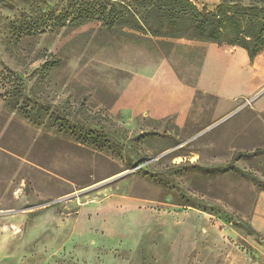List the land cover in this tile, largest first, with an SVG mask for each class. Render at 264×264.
I'll return each mask as SVG.
<instances>
[{
	"label": "rangeland",
	"instance_id": "obj_1",
	"mask_svg": "<svg viewBox=\"0 0 264 264\" xmlns=\"http://www.w3.org/2000/svg\"><path fill=\"white\" fill-rule=\"evenodd\" d=\"M83 1H0V264H264L261 90L218 95L235 47L70 18L16 42Z\"/></svg>",
	"mask_w": 264,
	"mask_h": 264
},
{
	"label": "trees",
	"instance_id": "obj_2",
	"mask_svg": "<svg viewBox=\"0 0 264 264\" xmlns=\"http://www.w3.org/2000/svg\"><path fill=\"white\" fill-rule=\"evenodd\" d=\"M68 18L74 24L98 21L110 31L127 27L153 37L195 39L240 48L250 62L264 53V0H220L210 13L200 12L189 0H85L72 4L58 16L44 15L33 27H21L14 38L17 42L22 35L51 30ZM54 63L51 60L46 65ZM4 79L12 86L1 94L2 99L7 100L17 85L11 74ZM244 155L250 154H236L234 158ZM229 170L218 167L212 171L225 173ZM247 232L259 237L250 225Z\"/></svg>",
	"mask_w": 264,
	"mask_h": 264
},
{
	"label": "crops",
	"instance_id": "obj_3",
	"mask_svg": "<svg viewBox=\"0 0 264 264\" xmlns=\"http://www.w3.org/2000/svg\"><path fill=\"white\" fill-rule=\"evenodd\" d=\"M235 49L233 57L226 63V71L218 87V95L230 103L238 97L251 96L261 90L251 101L256 98L253 109L264 114V53L250 62L244 50ZM211 83L212 86L215 84L213 78H211ZM261 92L263 93L260 94ZM249 225L263 240L258 243L253 240L252 236H248L246 241L258 256L264 255V191L258 194Z\"/></svg>",
	"mask_w": 264,
	"mask_h": 264
},
{
	"label": "water",
	"instance_id": "obj_4",
	"mask_svg": "<svg viewBox=\"0 0 264 264\" xmlns=\"http://www.w3.org/2000/svg\"><path fill=\"white\" fill-rule=\"evenodd\" d=\"M0 1H2V0H0ZM261 93H262V92H261ZM261 93H260V94H261Z\"/></svg>",
	"mask_w": 264,
	"mask_h": 264
}]
</instances>
